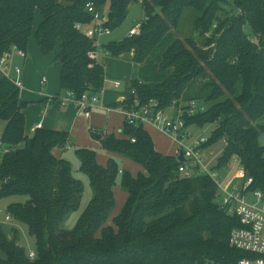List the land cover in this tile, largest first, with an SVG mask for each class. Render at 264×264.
Segmentation results:
<instances>
[{"label":"trees","instance_id":"obj_1","mask_svg":"<svg viewBox=\"0 0 264 264\" xmlns=\"http://www.w3.org/2000/svg\"><path fill=\"white\" fill-rule=\"evenodd\" d=\"M139 1L0 0V57L13 46L27 52L38 11L37 44L43 54L54 53L61 68V93L54 98L67 91L78 96L102 92L105 67L89 55L94 40L75 25L93 23L86 10L93 3L106 8V25L114 30ZM142 6L147 20L140 33L105 45L113 57L129 56L139 65L132 79L135 93L109 105L156 98L169 107L177 100L188 127L216 124L202 145L224 142L216 167L237 158L254 178L251 189L264 192V146L259 142L264 124L258 123L264 118V0H142ZM183 19L192 26L184 37L179 33ZM192 101L206 104L207 110L190 115ZM28 104L11 80L0 77V120L5 122L0 140L10 149L0 163V197H27L8 211L35 240L32 258L19 244L18 230L9 233L0 223L5 255L0 264H238L254 256L230 245L240 221L218 203L217 182L207 174L180 175L175 155L158 151L145 128L127 124L122 138L107 134L100 141L105 151L133 160L142 170L134 175L114 159L103 166L95 150L77 149L94 196L75 227H63L84 193L70 161L54 153L67 146L70 133L45 127L28 133ZM120 174L127 197L111 220Z\"/></svg>","mask_w":264,"mask_h":264},{"label":"rangeland","instance_id":"obj_2","mask_svg":"<svg viewBox=\"0 0 264 264\" xmlns=\"http://www.w3.org/2000/svg\"><path fill=\"white\" fill-rule=\"evenodd\" d=\"M145 16V11L142 6V3L139 1L134 3L130 6L128 16L126 20L116 29L112 31L110 35H106L101 39L102 45V53L101 55H105V45L111 41H122L126 38L129 34L130 29L140 20H142ZM147 17V16H146ZM41 20L40 13L37 11L34 21V31L30 38L29 44L37 48V42L35 38V29L38 27ZM86 29H90L91 25L85 27ZM192 26L191 23H187V19H183L182 25L180 27L181 35L188 36L191 33ZM29 51V50H28ZM31 52V51H30ZM106 56V55H105ZM52 63V67H56L55 61V54L50 53L47 56ZM109 58H105L102 56V60L106 65V90L109 92L106 94V97L109 99L114 96L111 94L112 91L115 90H122L126 87V82L122 78V72L127 71L133 78L138 73V67L134 66L137 65L135 62H132L129 56H122L119 58L113 57L112 55L108 56ZM29 58V53L27 55ZM108 59V60H107ZM112 59L111 64H107L110 62L109 60ZM109 67H108V66ZM23 69V67H22ZM118 79L121 82L120 89H115L113 86V80ZM25 85V84H24ZM35 86L33 87L35 89ZM27 88V86H26ZM46 88L44 89V91ZM27 92V90H24ZM23 92V94H25ZM33 99L29 100V104L26 108V119H27V131L33 132V125L36 124L38 121L42 120L46 122L47 126L56 127L64 129L70 132V139H69V147H65L63 149H59L58 155H61L63 158H66L70 161L72 166L73 175L81 180L84 186V193L81 200L80 206L71 211L63 224L68 230H72L84 210L86 209L87 205L89 204L90 200L94 196V190L90 183V177L87 172L83 171L81 167V159L77 153V149L79 148H89L96 151V159L100 165L107 166L111 159H114L118 162L120 168L130 171L132 174L136 175L141 169V166H138L133 160L128 158H120L114 154H111L105 151L101 144V139H98L97 134H101L102 136H106L107 134H114L117 138L123 137V128H124V117L118 111L108 112L102 107L95 108L93 110V115L91 118H86L83 116L76 108L75 104L68 103L63 105L59 99L53 100V104H48L47 101L44 102L43 100L34 99V95H30ZM103 102V100H102ZM104 103V102H103ZM46 104V107H44ZM108 104V103H104ZM203 105L205 108V112L207 110L206 104ZM260 124H264V118L260 119ZM5 126V122L0 120V135L3 132ZM216 124H205L203 126H190L189 131L191 132V137L186 140L185 144L191 145L193 140L206 137L209 138L212 131L215 129ZM91 128H93L91 130ZM155 135V134H154ZM162 135V134H161ZM156 138H162L164 143L171 145V149L167 148L170 153L177 151L176 143L170 140L168 137H162L159 135H155ZM259 142L261 145L264 146V132H261L259 136ZM171 143V144H170ZM157 144V143H156ZM158 145V144H157ZM160 146V145H159ZM163 146V145H162ZM161 148V147H160ZM165 150V149H164ZM163 150V151H164ZM224 150V142L218 141L214 143L212 146L203 148L201 150V156L204 158L205 163L209 164V167L213 169V171L217 172L218 176L222 178L223 181H232L234 183H238L241 181V176L243 174V168L241 164L234 161V159L229 163L227 169L217 168L216 165L218 163L219 157L222 155ZM57 151V150H56ZM61 153V154H60ZM2 153L0 154V157ZM224 169L223 174L221 170ZM223 175V176H222ZM120 174L118 177V184L115 188V197H116V206L113 210L112 218L117 215L122 207L125 204L127 192L123 189L121 184V177ZM27 197L24 195H12V196H2L0 197V218L4 221L5 216L9 213L8 206L12 203L18 202H25ZM247 200L251 203H256V200L253 197L252 193L247 195ZM258 205L260 207H264V202H259ZM4 227L6 230L11 233L12 229L18 230V237H19V244L22 245L27 252L34 250L35 248V240L29 232L27 226L17 221L15 218L11 222L4 223ZM3 254V252H2ZM4 255V254H3Z\"/></svg>","mask_w":264,"mask_h":264},{"label":"built area","instance_id":"obj_3","mask_svg":"<svg viewBox=\"0 0 264 264\" xmlns=\"http://www.w3.org/2000/svg\"><path fill=\"white\" fill-rule=\"evenodd\" d=\"M59 2L63 0H58ZM142 3V0H141ZM86 10L93 16V23L90 29H86L84 24L76 23L75 27L87 36L94 40L95 49L89 52L91 57H94L99 62V55L102 48L101 39L112 33V29L106 25V8L99 9L93 3L86 5ZM147 17L144 16L142 20L137 22L129 31L128 36H134L140 33L142 26L146 22ZM217 28L215 23L212 30ZM212 31L206 33V36H211ZM251 42H256L257 39L253 36L248 37ZM211 46H214L212 44ZM106 54L110 52L106 49ZM17 53L22 58L27 56V52L13 46L11 50L7 51L0 57V77H6L11 80L20 90L24 88L23 74L24 70L18 64L13 62V55ZM46 82V78L42 79V83ZM119 80L114 82L115 87H120ZM101 93H83L78 96L74 91H67L64 95L59 96L58 99L63 105L68 103L76 104L78 111L90 118L95 108L102 107L108 112L119 110L124 117V123L134 128H146L151 125L159 129L162 133L168 135L174 143H176L177 151L175 156L183 150L185 157L188 159L179 165L178 173L184 177L192 178L196 175L207 174L210 175L218 185L217 201L220 206L228 213L236 216L240 221V226L234 227L230 234V245L236 249L248 252L253 257H245L239 261L238 264H264V207L258 205L263 202V192L259 189L252 190L251 185L254 178L249 176L243 168L241 181L234 183L232 181H223L218 176L217 172L205 163L204 158L201 156L202 145L208 141L209 138L201 137L193 140L191 145L185 144L186 140L191 137L189 127L183 118L184 111L177 106V100L173 101L169 107H162L156 98L148 101H141L135 98L130 104L124 103L118 107H113L109 104H104L101 99ZM135 90H131L134 94ZM203 105L197 101H192L189 104L188 113L190 115L204 111ZM43 124L38 123L33 131L37 128H42ZM93 128H91L92 130ZM135 142L136 138H132ZM10 149L3 145L0 140V163L3 155ZM235 160L239 161L237 158ZM240 163V162H239ZM242 166V165H241ZM4 180L1 178L0 172V192ZM251 192L256 203H251L247 200L246 194ZM14 217L11 213L5 216L4 221L0 218V223L11 222ZM29 256L34 258L35 251L31 250ZM217 264V263H210Z\"/></svg>","mask_w":264,"mask_h":264},{"label":"crops","instance_id":"obj_4","mask_svg":"<svg viewBox=\"0 0 264 264\" xmlns=\"http://www.w3.org/2000/svg\"><path fill=\"white\" fill-rule=\"evenodd\" d=\"M40 22H41V20H40ZM37 28L35 29V32H36ZM104 49L106 51V48H104ZM28 50H27V55L29 53V58H27V56L25 58H22L17 53H14V55H13V62L15 64H18L21 67H23V70H24L23 81H24L25 85H24V88L21 90V98L23 100H25V101H29L30 99H33V97H31L30 95H34V97H35L34 99L43 100V101L46 100L47 101V105L48 104L51 105V104H53L52 103L53 100L58 99V98H54V97L61 93V89H60V71H61V68L57 64L55 65L56 67H52L51 60L47 57L48 55L43 54L42 51H41V48L39 46H37V48L36 47L34 48L32 46V44H29ZM101 53H102V51H100L99 62L104 65L105 70H106V65L104 64V61L102 60V56H104L105 58H109L108 56H110V54L107 55L106 52H105V55H106L105 56L103 54L101 55ZM109 61L110 62H107V64H109V63L111 64L112 59H110ZM112 64H113V62H112ZM134 66L138 67V72L137 73L139 74V65L137 64V65H134ZM138 74L136 76H133V78H132V76L127 71L122 72V78L126 82V87L124 89H122V90L112 91L111 94H114V96L109 98V99L106 97V94L109 93L106 90V79H107V77H106L105 78V86H104V89H103V91L101 93V99L103 100V102L111 104V103L116 102V101H123V100L127 99L131 95L132 79L137 78ZM106 76H107V73H106ZM44 77L46 78V82L42 83V79ZM117 80L118 79H114L113 80V86H114V82L117 81ZM35 84H36V87L34 89L33 87L35 86ZM26 86H27V88H26ZM45 88H46V90L44 91ZM114 88L115 89H120V87L117 88L115 86H114ZM24 90H27V92H24ZM23 92L25 94H23ZM62 95H64V93H62L61 96ZM46 101H44V102H46ZM75 106H76V104H75ZM44 107H46V104H45ZM76 108H77V106H76ZM114 111L120 112L119 110H114ZM25 114H26V109H25ZM92 115H93V113H92ZM38 123H42L43 127H45V128L66 131V130L61 129V128L47 126L46 122H43L42 120H40L36 124H34L33 127H35ZM145 129L151 134V136L153 138V141L155 143V147H156V149L158 151H160L161 153H163L165 155H175V151L173 153L167 152L168 151L167 148L171 149L170 148V147H172L171 145H168L167 143H164L162 141V138H158L157 139L156 136H155V135H159V136H162V137L166 136L170 140H172L168 135L162 133L159 129H157L156 127L151 126V125L147 126ZM28 133H32V132H28ZM67 147H69V144H67ZM58 152H59V148L54 149V153L56 155H58ZM58 156H61V155H58ZM234 161L239 163V161H237L235 159H234ZM229 165H227V166H229ZM227 168L228 167H226L224 169H227ZM224 169L221 170L222 174H223ZM249 193H251V192H249ZM249 193L246 194V197H247V195ZM263 199H264V192H263ZM263 202H264V200H263ZM4 256L5 255H3L2 251L0 250V257H4Z\"/></svg>","mask_w":264,"mask_h":264},{"label":"water","instance_id":"obj_5","mask_svg":"<svg viewBox=\"0 0 264 264\" xmlns=\"http://www.w3.org/2000/svg\"><path fill=\"white\" fill-rule=\"evenodd\" d=\"M97 137L98 139H101L102 138V135L101 134H97ZM177 159L179 162L183 163V162H186L188 159L185 157L184 155V152L182 149H180V153L179 155L177 156ZM264 200V199H263Z\"/></svg>","mask_w":264,"mask_h":264}]
</instances>
